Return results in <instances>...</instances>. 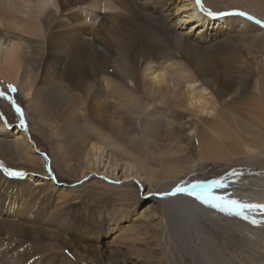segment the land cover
<instances>
[{
    "label": "rangeland",
    "instance_id": "rangeland-1",
    "mask_svg": "<svg viewBox=\"0 0 264 264\" xmlns=\"http://www.w3.org/2000/svg\"><path fill=\"white\" fill-rule=\"evenodd\" d=\"M248 1L250 3L252 1V5L255 6L253 0ZM260 1L262 3L259 1L258 3L263 5L264 0ZM60 2L65 10L62 13L59 10L51 26L52 29L49 27L45 37H42L43 40L30 36L25 30L21 33L8 15L0 14V30L4 32L1 34H7L9 39L19 38L27 44L26 47L30 48L20 75L22 73V77L34 78L33 97L43 81L53 80L62 84L60 80L63 78L64 69L66 74L73 65L80 64L79 60L77 62L72 58L66 60L64 55L54 51L52 46L56 41L57 33H61L62 44L72 46V41L69 40L73 37L71 33L72 21L76 18L75 12L90 1L85 5L80 4V0ZM156 2L147 4L148 11H153L151 14H136L130 9L119 12L116 14L119 17L118 22L113 28L102 27V30L95 32L94 38L89 34L83 37L85 41L81 54L83 62L90 68L89 73L95 70L98 72V76L91 73L92 80H95L90 82L92 91L85 88L80 91H70L69 96L65 98L55 95L49 102H42L41 110H38L39 106L30 99L26 100L18 86L0 83V92L12 97L24 113L26 128L20 127L19 117L8 100L0 98V112L10 131L17 127L31 137L36 148L49 159L51 170L49 168L48 170L56 176V184L58 183V188L52 189L48 184L52 183L50 180L40 184L33 179L29 180L31 170L34 176H41L46 172L42 165L37 161L31 164L18 149H8L0 145V164L26 173L23 178H9L2 172L4 177L2 188L14 187L12 193H7L13 199L22 198L20 200L24 202L19 209L20 214L15 215L14 211L8 214V218L2 217V220L12 218L8 225L0 224V251L6 252L7 257L15 264H100L101 256L95 255L96 247L102 249V252L110 251L111 261L118 264H212L213 262L214 264H264V226L254 227L215 209L202 210L204 215L206 214L203 220L202 212L195 208L198 206H195V203L194 207L185 206L187 210L184 209L183 212H170L171 209L166 208L169 213L163 214L164 207L158 206L159 200L156 195L143 197L163 181L195 183L227 176L228 186L237 185L234 188L239 190L232 197L242 201L264 203V172H262L264 157L254 155L246 158L242 154L232 155L237 147L232 145V139H227L219 132L223 127L219 114L225 111L224 101L227 102L237 95L219 96L218 87L215 85L205 87L201 83V78H196L181 82L173 101H157L155 94L147 91L148 77L144 74L147 66L152 70L169 72L175 65H177L176 69L183 68L190 73L191 70L187 67L190 65V60H193L191 64L202 63L207 57L223 58L232 55L239 57L236 66H242L244 62L254 66L253 71L257 72L256 67L262 65L264 61L260 49L264 31L256 33L251 26L258 28V25L235 15H228L227 23L224 25L218 27L217 24L210 25L201 32L195 30L196 27L190 30V27L181 26L179 21L175 22L173 17L168 18L166 7L157 6ZM202 4L203 10L208 9L216 13L243 11L256 19L264 20L262 14L256 10L252 11L245 0H202ZM152 6H156L154 9L159 11L158 14L173 29L172 34L166 36L162 32L156 10H153ZM258 8L264 11L261 6ZM107 12V15L114 13ZM174 15L178 16L177 13ZM241 20L244 21L243 24H240ZM59 23H62L63 27H56ZM99 23L100 19L95 23V28L99 27ZM191 24L192 22L188 25ZM129 28L132 29L133 37L125 32V29L129 30ZM205 29H208L206 33L212 31V33H220V36L214 42L208 43L200 36L201 33H205ZM250 33L258 36L251 53L245 49L246 40L243 37ZM137 35L138 40H136ZM47 41L50 44H46ZM227 41L230 43L228 44ZM89 43L92 44L90 54ZM145 52L155 57L150 63L148 59L143 61ZM61 56L64 64L59 58ZM160 56L169 59L163 60ZM255 63H259L258 66ZM58 65H60L59 69ZM127 68L131 69L135 78L131 83L128 80L124 83L120 80V76ZM101 78L109 80L112 87L108 89L106 82ZM188 82L193 85L191 88L187 87ZM9 85H12L16 91L10 92ZM160 88L158 93L166 91L172 93L173 83L170 84L166 80ZM252 89L250 84L248 95L251 94L249 91ZM120 90L126 91L131 96L123 106L116 102L119 100ZM191 90L196 100L203 101L205 110H202L199 104L189 103L188 96ZM93 91L97 93L102 91V96L99 99L95 98L97 93ZM106 93L115 94L112 97L109 95L106 99ZM74 96L84 107L80 103L74 105ZM102 100H106V104H103V107L99 106L104 113L98 119L103 130L114 132L120 141V149L133 160L143 162L147 170H162L159 174V182L151 186L131 182L132 186H124L120 175L117 178L113 177L112 180H102L96 177V174H99L96 172L81 179L76 176L72 164H66L65 158L68 156L72 158L73 163H82V146L86 136L79 135L80 129L84 125L85 118L91 117L94 112H100L98 105ZM95 102L98 104L95 105ZM151 105L155 108L153 106L151 109L148 108ZM134 106L136 109L132 110L131 107ZM137 106L142 113L136 112ZM153 113L160 114L157 120L147 115ZM82 114L84 117H81ZM40 116L57 124L64 146V157L57 149L56 138L51 136L49 126L38 120ZM241 122L256 135L257 139L260 138L264 142V134L259 131L258 122L243 119L238 122L233 121L235 130L241 131ZM120 124L123 132L130 134V139L142 138L140 132L145 125L153 127L152 134L155 136L148 135L151 137L148 140L151 151L136 147L137 144L131 143L127 136L122 137L118 134L116 132L118 129H114L113 126ZM95 133L90 132L89 135L93 136ZM229 134L236 136L233 129H229ZM202 138L211 139L213 147L217 149L219 146L224 150L225 157L198 161V148L201 149ZM168 169H172L173 172L168 173L169 179L162 180ZM233 172L238 175H231ZM256 172H261L262 177L253 178ZM51 174L49 173V178ZM252 183H259L260 186L256 184L255 187H250ZM250 189L258 190V196L247 195ZM178 208L180 210L183 207L178 206ZM163 218H165L164 222ZM193 218L198 224L199 237L207 240L208 247H203L197 239L193 231ZM167 233L170 234V238L164 241L163 234L167 236ZM200 249L207 253V258ZM212 250L219 252L220 255L213 254ZM4 263L1 261L0 264Z\"/></svg>",
    "mask_w": 264,
    "mask_h": 264
},
{
    "label": "bare ground",
    "instance_id": "bare-ground-1",
    "mask_svg": "<svg viewBox=\"0 0 264 264\" xmlns=\"http://www.w3.org/2000/svg\"><path fill=\"white\" fill-rule=\"evenodd\" d=\"M60 1L61 0H0V14L8 15L14 22L15 26L19 28L21 33H24L25 30V32L28 31V34L32 37L42 38L45 37L44 36L45 33L49 31L50 28L52 29L51 26L54 24L53 22L56 19V15L59 12V10L60 13H62L65 10V7L61 5ZM88 1L90 2L87 3ZM154 1H157L156 2L157 6H162V8L166 7L165 12L168 18L173 17L175 22L179 21L181 26L184 25V27H190L189 28L190 30H194V28L196 27L195 30L198 29V31L201 32V30L207 26L217 24L218 27L220 25H224L227 23V18H228L227 16L210 17L207 15V12L209 11L208 9L200 10L199 8L196 7L195 0H114V2L112 0H80V4L82 5H85L86 3L87 4L75 12L76 18L72 21L73 32L71 33L73 37H70L69 40L72 41V46L64 43L62 44L60 40L61 33H57V35L55 36L56 41L52 46L54 51L63 54L66 60L72 58L73 61L77 62L79 60L80 62V64L76 66L72 64L73 66L66 74L64 69V72L62 74L63 78L60 80L63 83L59 84L58 82H55L53 80L43 81V83H41L42 86H39V89L36 91L35 96L33 97L32 95L34 94V91H33L32 81L34 78L27 76L22 77V73L20 75V71L22 70V65L24 64V60L26 57H28L30 53L29 52L30 48H28V46L26 47L27 44L22 42V40L19 38H15V39L7 38V34H1L4 33L2 30H0V83L1 82L9 83V84L11 83L16 87L18 86L23 94V97L26 100L30 99V101H32L33 103L39 106L38 110H41L42 102H49V100L54 99L55 95L61 98H65L69 96L70 91H80L83 88L92 91L91 88L92 86L90 85V82L91 81L94 82L95 80H92L93 76L91 73H93V75L95 76H98V72L97 70H95V72L89 73L88 69L90 68L87 65L85 66L83 62L81 56L85 43L83 37L89 34L94 38L95 32L102 30L101 29L102 27H104V29L113 28L116 22H118L119 17L116 16V14L119 12L128 11L130 9L136 14L145 15V14L153 13V11H148L147 4L148 2L154 3ZM245 1L246 4L250 8H252L251 9L252 11L256 10L260 12L262 14V17L264 18V11L258 8L261 6L264 9V3L263 5H260L258 3V1L261 2L260 0H253L255 2V6H254L252 5V1L251 3L248 0ZM155 7L156 6H152L153 10H156L154 9ZM107 11L114 13L111 15H107L108 14ZM155 13H156V17L160 21V28L162 32L166 36L172 34L173 29L170 28L167 25V21H165L164 18H162V16L158 14L159 11L156 10ZM175 13H177L178 16H175L174 15ZM98 19H100L99 27L95 28V23L97 22ZM191 22L192 24L188 25ZM243 23L244 21L241 20L240 24ZM56 27L61 28L63 27V25L62 23H59L58 25L56 24ZM257 27L258 28L251 26V29L256 30V33L264 31V28H260L259 26ZM131 30H132L131 28H129V30L125 29V32L131 34ZM207 30L208 29H205V33L204 32L201 33L200 36L204 41L208 43L214 42L217 39V37L220 36L219 35L220 33H212V31L206 33ZM132 35L133 34H131L130 37H133ZM243 37L246 40L245 49L251 53L253 47H255V42H256L255 40L257 39L258 36H254L250 33L244 35ZM138 39L139 38L137 35L136 40ZM43 43L44 42H42V44ZM48 43L49 42L47 41L46 44ZM229 43L230 42H228V44ZM39 47L41 48V46ZM35 49H38V47ZM88 49L90 54L92 50L91 43L88 44ZM260 49L264 57V38L261 41ZM40 50L43 52L42 48ZM68 50H70V52H68ZM59 58H61L64 64L63 57L61 56ZM154 58L155 57L153 54L145 52L143 56V61L145 62L148 59L149 60L148 63H150ZM160 58L163 60L169 59L166 56H160ZM238 59H239L238 56L232 55V56H225L223 58L207 57L203 59L202 63L194 62L191 64L190 62H193V60H190L189 62L190 65L187 66L188 69L191 70L190 73L183 68L176 69L175 66L177 65H175L174 68H171V71L169 72H165L160 69L152 70L150 66H147L144 72L145 77H148L146 84L147 91L151 94H155L157 101L164 100L167 102H171L175 99V96H177V88L181 86V82L183 81L187 82L190 79L201 78V83L205 87H210L211 85H215L216 87H218L217 92L219 96L224 97V96H229L231 94L237 95V97L235 96L230 100H227V102L224 101L226 105L225 111L219 114V118L223 122V127L219 129V132H221V134H223L227 139L228 138L232 139L233 141L232 145H234V147H237L236 150L234 149V153H232V155L242 154L246 158L257 155L263 158L264 146L260 144V143L264 144L263 140H261L260 138L257 139L256 135H254L249 130V128L243 125L242 122L240 123L241 131L235 130L233 126V121L238 122L242 119L247 121L249 120L256 121L259 124L258 125L259 131L264 134V61L262 65L260 64L259 67H256L257 72H255L253 71L254 66L253 67L251 65L249 66L244 62L242 63V66L241 65L236 66ZM26 61L27 60H25V62ZM258 64L256 65L258 66ZM59 66L60 65H58V69ZM245 68L246 70L247 69L248 70L244 71ZM101 79H103L106 82V86L108 87V89L112 87L111 86L112 84L109 82V80L105 78H101ZM134 79H135L134 75L130 68L125 69L122 76H120V80L123 83L124 81L127 80L131 83ZM166 80H168L170 84L173 83L172 93L169 91H166L165 93H158V91L161 89L160 87L164 84ZM250 84H252L253 89L249 91L251 92V94L248 95L247 93ZM192 86L193 85L189 84L188 82L187 87L191 88ZM233 87H235V89ZM192 92L191 94L189 93L188 96L189 103L199 104L202 110H205L206 107L203 104V101L200 102L199 99L196 100V98L194 97V92L193 93ZM113 94L115 93H111V94L106 93L105 95L106 99L108 98L109 95L112 97ZM95 95L97 96V97L95 96V98L99 99L102 96V91H98V93ZM118 97L119 100H117L116 102L120 106H123L124 103L128 102L131 99V96L126 91L123 92L121 91ZM242 97H247V98L245 100H242L241 99ZM73 102L74 105L80 103L79 99H75V96ZM94 104L97 105L98 102L97 103L95 102ZM103 104H106V100H102L98 105V110L100 112L92 113L91 117L85 118L84 125L81 127V129L79 127V129L81 130L79 135L86 136L82 146L83 147L82 163L81 164L73 163L72 158L68 156L67 158H65L66 164L67 165L72 164L76 176L80 177L81 179L88 177L90 173L92 174L99 173L96 174V177L102 180H112L113 177L117 178L120 175V179H122L121 183H124L125 184L124 186H132L131 182L145 183L147 186H151L152 184H156L157 182H159V174L161 173L162 170L159 171H154L151 169L147 170L143 162L141 161L138 162L133 160V158L128 156L127 153H125L120 149V145H119L120 141L116 137L114 132H107L103 130L100 124L101 121H99L98 119L99 116L104 113V111H101L99 108V106L103 107ZM80 105L84 107L82 103H80ZM152 106L153 105L148 106V108L151 109ZM153 107L155 108V106ZM131 109L132 110L136 109V106L131 107ZM159 110H161V108H159ZM138 111L142 113L139 107L137 106L136 112ZM2 115L3 114L0 112V145L8 149H13V150L18 149L22 154L25 155V159H27L31 164H34V162L37 161L40 165H42V167L45 169L46 172L41 174V176L39 175L34 176V173L31 170L28 176L29 180L33 179V181H36L37 184L47 182L48 180H50V182L52 183H48L49 186L52 187V189L58 188V183L56 184L57 178L53 173L51 174L50 161L47 158V156L43 154L38 148H36L35 144L31 140V137L26 135L24 133V130L18 129L16 127L12 131H10L9 126L8 124H6ZM147 115L153 117L154 120H157L158 117L160 116L159 113H153ZM81 117H84L83 114L81 115ZM38 120L49 126V132L51 136L56 138L57 149L60 151L62 157H64V146L62 143V137L58 130L59 128L57 124L49 120H46L41 116L39 117ZM114 123L115 122H113V124ZM113 127L114 129H118L116 130V132L120 134L122 137L127 136V139L130 137V134H128L127 132H123L121 124L120 126L114 125ZM229 129H233L236 136L230 135ZM90 132L91 133L96 132V133L93 134V136H90L89 135ZM140 133L142 138L138 139L136 137H133L131 139L129 138L128 140L133 144H137L136 147H139L144 151H151L149 149V143H148V140H150L151 137L148 135L155 136V134H152L153 127H150V125H145V128L141 129ZM70 150L75 152V150L73 149ZM223 152L224 150L221 149L219 146H217V149L216 147H213V141L211 139L202 138L201 149L198 148L197 160L207 161L210 160V158L223 159L225 157ZM48 168L50 170H48ZM48 172L51 174L50 178ZM169 172H173V170L172 169L166 170V173L164 174L162 180L169 179L168 176ZM258 177H262L261 172H256L253 178H258ZM2 179H4V177L2 176V172H0V224L8 225V223L11 221L12 218L2 220V217L6 216V218H8V214L13 213L14 211H15V215L20 214L19 209L24 204V202L21 201L22 198H20L21 200L18 197L13 199V197L7 193V192L12 193V191L15 190L14 187L13 188L11 187V189L10 187L7 186L5 188L4 187L2 188V181H3ZM191 183L192 182L190 183L189 182L186 183L184 181L179 182L177 180L163 181L161 184L159 185L157 184L158 186L155 187L154 190L145 193L143 197L148 198L149 196L153 197V195H156V198L159 200L158 206L164 207L163 214L169 213V211L166 208H168L169 210L171 209L170 212L172 211L183 212L184 209L187 210L186 207L189 206L194 207V203H195V206L198 205L197 206L198 208L197 207L195 208L198 209L199 212L200 211L202 212L201 217L204 220L206 214L204 215L203 211H209L212 210V208H208L205 205L198 202L197 200L193 199L192 197L182 193H176L175 195H166L168 191L169 193H171L178 186H187ZM256 184L257 186H260L259 183H252L250 187H255ZM55 185L57 186L55 187ZM235 186L237 185L227 186L226 189H216V192L217 194H221V195L231 193L233 196L235 192L239 191L237 190V188H234ZM248 192L249 193L247 195L258 196L259 194L258 190L256 191L253 189H250ZM15 193H17V190ZM17 200H19V202ZM160 204L162 206H160ZM178 206H182L183 208L179 210ZM164 220L165 218L162 219L163 222ZM192 223L194 224V227L193 226L192 227H193V231L197 236V239L199 240V242L202 243L203 247L207 246L208 245L207 240L199 237L200 233L197 230L198 224L194 222V218ZM186 224L189 225L188 223ZM62 231H64V229ZM106 235H108V232L106 233ZM169 238H170L169 233H167V236L163 234L164 241L168 240ZM209 248L211 249V247ZM1 252L2 251H0V254H2L0 256V263L1 261H4L5 262L4 264H15L12 260H11L12 262L10 261V259L7 257L6 252L5 253H1ZM212 252L213 254L216 253L217 255H220L219 252H214L213 250ZM201 253L205 258H207V253L205 251L201 250ZM95 255L96 257L101 256L99 262L100 264H118L111 261L110 251L102 252V249L96 247ZM212 264H214V262Z\"/></svg>",
    "mask_w": 264,
    "mask_h": 264
},
{
    "label": "snow or ice",
    "instance_id": "snow-or-ice-1",
    "mask_svg": "<svg viewBox=\"0 0 264 264\" xmlns=\"http://www.w3.org/2000/svg\"><path fill=\"white\" fill-rule=\"evenodd\" d=\"M195 5L200 10H203L202 0H195ZM207 15L210 17L228 15L240 16L258 25L260 28H264V20L256 19L252 15L243 11L221 13L208 11ZM8 90L10 92L16 91L12 85L8 86ZM0 98L8 100L15 110L16 115L19 117L20 127L26 128L24 113L21 107L16 104L15 100L10 96H6L3 92H0ZM0 172H3V174L9 178H23L26 175V173L22 171H16L4 167L3 164H0ZM231 175H238V173L233 172ZM227 186L228 177L225 176L218 179H212L207 182L197 181L187 186H178L173 192L166 193V195L182 193L192 197L206 207L215 209L216 211L229 217L239 218L254 227L264 226V203L242 201L240 199L233 198L231 193L224 195L217 194L216 189H226Z\"/></svg>",
    "mask_w": 264,
    "mask_h": 264
}]
</instances>
